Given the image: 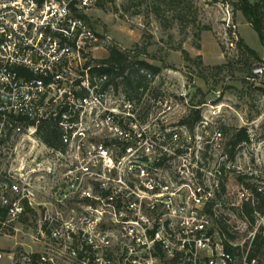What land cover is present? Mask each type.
<instances>
[{"label":"built area","instance_id":"1","mask_svg":"<svg viewBox=\"0 0 264 264\" xmlns=\"http://www.w3.org/2000/svg\"><path fill=\"white\" fill-rule=\"evenodd\" d=\"M101 1L0 0V155L14 154L0 162V236L30 219L23 235L38 249L9 264H255L214 222L231 169L241 182L258 174L231 165L204 113L192 126L170 122L151 87L130 101L100 73L93 52L106 40L87 13ZM248 81L264 87V60ZM44 121L59 148L39 140ZM256 195L261 184L240 188L238 205Z\"/></svg>","mask_w":264,"mask_h":264},{"label":"rangeland","instance_id":"2","mask_svg":"<svg viewBox=\"0 0 264 264\" xmlns=\"http://www.w3.org/2000/svg\"><path fill=\"white\" fill-rule=\"evenodd\" d=\"M238 1L103 0L87 13V19L106 45L131 51L135 60L159 68V74L152 78L150 93L167 102L165 109H171L170 122L189 114L191 107H198L213 127L222 130L225 143L229 136L224 128L235 134L246 131L249 142L236 146L234 156L229 155V159L231 165L244 171L251 169L258 177L241 182L236 170L231 169L225 188L230 196L214 224L218 229L225 228L226 239L238 254L252 253L257 246L254 241H258L261 250L255 264H264V212L255 214L251 226L241 214L236 197L240 188L251 192L256 184L264 187V87L248 81L252 66L264 60V44ZM256 1L246 3L252 5ZM239 41L257 57L240 48ZM106 45L93 52L96 60L108 57ZM121 105L118 103L119 108ZM25 144L26 149L19 156L28 159L31 143ZM11 148L13 154L14 143ZM36 150L44 152L40 144ZM12 158L14 154L7 151L0 155V162L7 163ZM12 226L20 231L8 228L0 236V252L5 254L3 264H9L11 254L17 261L30 248L38 250L29 236L23 235L26 227L29 234L34 232L32 220L24 218Z\"/></svg>","mask_w":264,"mask_h":264},{"label":"trees","instance_id":"3","mask_svg":"<svg viewBox=\"0 0 264 264\" xmlns=\"http://www.w3.org/2000/svg\"><path fill=\"white\" fill-rule=\"evenodd\" d=\"M238 2L240 3L241 11H243L250 26L257 34L260 42L264 44V0H257L252 5H248L246 0H239ZM238 45L247 53L253 55L255 58L257 57L256 53L245 46L242 41H239ZM106 48L108 50V57L101 61L103 66L100 69V73L107 75L110 83H113L115 87L122 89L127 99H130V101L139 100L141 98L140 90H146L151 87L153 82L152 78L159 74V68L144 61L135 60L134 56L131 55V51L120 50L113 44L106 45ZM184 54L187 53L185 52ZM197 108L198 107H191L189 114H187L181 122L188 126L194 125V123L200 118V111ZM223 131L229 136L227 145L231 157L234 156V149L236 146L249 142V137L245 130H241L236 134L231 133V130L225 128ZM37 136L39 140L48 147H60V133L52 122H42L38 126ZM241 210V214L252 226L255 223V214L264 212V197L256 195L255 204L251 205L250 202H246L243 204ZM219 231L221 235L226 238L225 228L220 227ZM227 242L228 241H226V243ZM254 245L257 246L253 249L252 253L249 254V261L255 260L261 250V244H258V241H254ZM229 248L232 249L231 247Z\"/></svg>","mask_w":264,"mask_h":264}]
</instances>
